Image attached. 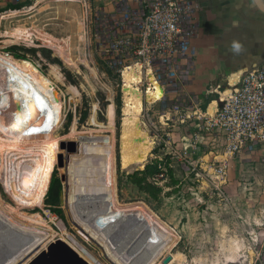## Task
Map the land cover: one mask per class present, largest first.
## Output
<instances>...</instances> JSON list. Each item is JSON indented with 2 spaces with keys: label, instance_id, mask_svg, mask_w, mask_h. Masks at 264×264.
Wrapping results in <instances>:
<instances>
[{
  "label": "rangeland",
  "instance_id": "obj_1",
  "mask_svg": "<svg viewBox=\"0 0 264 264\" xmlns=\"http://www.w3.org/2000/svg\"><path fill=\"white\" fill-rule=\"evenodd\" d=\"M75 1L49 0L46 4L38 1L33 5V7L38 6V11L31 10L33 8L31 7L30 12L23 14L21 21H15V19L7 21L4 28L9 30L14 25H24L28 28L31 27L32 30L35 28L34 32L36 33L45 34L47 32V35L50 33L55 38L58 36V39L69 37V52L74 64L69 65L55 50L42 45V38L27 35L25 43L11 44L5 47L2 42L5 38L1 37L0 39L2 53H10L14 58H16L15 55H19L23 58H16L19 61H31L39 69L40 74L51 81V87L59 91L60 96L62 95L60 114L63 115L61 125L55 130H53L54 125L48 131L27 132L20 140L10 136L7 131L3 133L4 137L0 142V151L2 152L0 203L5 207V210L3 209L2 212L9 214L13 222L18 225L29 223L23 215H40L53 230V235L56 233L52 241L61 239L66 233L76 239L102 264H114L104 254L101 245L81 232L73 223L64 199L66 183L61 180V176L66 174L67 155L76 153V151H68V142H79V136L111 135L115 141L116 192L120 202L127 205L136 202L146 204L179 236L174 248L165 254L158 264H164V259L169 255L172 256V260L168 264H211L213 261L222 264L220 257L214 258L206 251L211 246L215 248V243L191 240L186 236L190 226L200 221L204 223L203 213L208 209H206L207 204L203 199L208 202L209 197L205 191L202 194H196V191H199V187H206V184L198 182L193 175H186L176 158H169L170 160L166 161L169 167L166 178L164 180L155 179L154 169L150 165L155 163L153 156L158 154L157 142L153 143L150 155L142 168L138 166L130 169L122 168L120 146L126 107L123 77L113 72L101 56L99 44L102 38L98 39L95 33L96 8L102 5L101 0ZM80 23L84 25L83 34L79 31ZM54 69L58 73L56 76L52 75ZM140 92L143 94V99L139 117L142 126L154 142L156 141L157 128L152 127L151 122L159 127V116L155 111H150L148 117L145 115L144 110L148 104L145 92ZM93 118L95 122L92 121ZM111 120L113 129L107 127ZM182 125L181 130L169 129L175 145L183 144L184 140L181 138L191 137L195 132L190 123ZM202 152L203 147L200 146L199 153L202 155ZM209 159L210 157L206 156L205 161ZM247 161L246 166L238 165L229 174L226 186L228 194L232 197L231 200L234 197L242 196L236 187L246 186L251 188V191H255L253 188L264 186V163L254 157H249ZM38 172H45V176H47L45 177L47 187L42 197V204L32 208L19 206L15 190L23 193L25 196L23 202L28 201L33 195L35 196L37 182H34L31 177ZM54 177L58 178L59 182L51 187ZM13 182H16L19 188L14 189L16 185ZM246 196L250 195L246 194ZM214 201L215 199H212V202ZM232 202L237 203L236 200ZM244 205L249 204L246 202ZM195 207L197 216L193 217L191 214L194 213L193 208ZM212 212L221 211L214 210ZM251 228V225L238 226V232L243 241L238 244L236 242L228 244L230 249L241 250L240 253L243 256L238 259L240 262L238 264H261L264 242L252 240L249 234L252 231ZM53 235L52 237H54ZM218 244L219 246L227 245L226 242ZM76 250L78 251V248ZM180 253L185 255H180Z\"/></svg>",
  "mask_w": 264,
  "mask_h": 264
},
{
  "label": "bare ground",
  "instance_id": "obj_2",
  "mask_svg": "<svg viewBox=\"0 0 264 264\" xmlns=\"http://www.w3.org/2000/svg\"><path fill=\"white\" fill-rule=\"evenodd\" d=\"M34 30L24 25H14L9 30L3 31L0 35L5 38L2 41L4 47L25 43L26 36L32 35L34 38L35 36L42 38V45L55 50L69 65L75 63L70 57L69 37L58 39V36L55 38L50 33L48 35L47 32L36 33ZM79 31L81 34L84 33L83 23H80ZM77 37L80 36L77 35ZM57 74V70L54 69L52 75ZM239 77L240 75L232 76L230 85L237 83ZM123 78L126 107L120 146L121 165L123 169L134 166L142 168L154 142L145 131L139 117L142 111L143 94L133 85L138 82L139 74L134 69L126 70ZM154 84L155 90L149 91L146 95L148 101H155L162 96V89L158 84ZM55 91L51 87V81L40 74L34 63L29 60L19 61L12 54L0 51V142L6 131L10 136L20 140L27 132L48 131L54 125L53 130L59 127L63 115L60 114L61 97L58 94L56 100ZM226 94H229V91ZM215 109L216 103H213L209 112L212 113ZM92 121L95 122L94 118ZM100 126L103 127L102 124ZM107 127L113 129L112 120ZM114 143V137L111 135L79 136L76 153L68 154L66 157L68 161L64 199L68 213L81 232L101 245L104 254L114 264H158L162 261V257L174 248L179 236L146 204L136 202L127 205L120 202L116 192ZM1 164L2 152L0 151V166ZM45 177H47L45 172H38L31 177L34 182H37V190L35 196L33 195L26 202H23L25 198L23 193L15 190L19 206L32 208L42 204V197L47 187ZM13 184L16 185L14 189L19 188L16 182ZM3 209L5 210V207L0 203V264H28L51 243L56 233L53 235V230L40 215H23L29 223L18 225L13 222L9 214L2 212ZM112 213L127 215L129 218L134 217L132 222L122 229L125 234L132 228V231L127 233L128 236L138 237L131 253L119 251L116 248L118 236H112L110 239L107 237L116 231L120 223L119 220L110 218ZM62 238L75 250L78 248V253L90 264H102L71 235L65 233Z\"/></svg>",
  "mask_w": 264,
  "mask_h": 264
},
{
  "label": "built area",
  "instance_id": "obj_3",
  "mask_svg": "<svg viewBox=\"0 0 264 264\" xmlns=\"http://www.w3.org/2000/svg\"><path fill=\"white\" fill-rule=\"evenodd\" d=\"M101 3L96 8L95 33L102 38L99 48L105 64L122 77L126 70L134 69L140 78L133 85L145 95L155 90L154 83L162 89L161 98H146L144 110L147 117L150 111L159 116V127L151 122L157 128L154 143L158 154L153 158L159 172L155 179L164 180L169 169L166 161L176 158L186 175L206 184L217 199L228 201L229 157L260 151L264 155V63L254 64L233 86L227 81L230 93L220 97L213 113L192 115L198 101L187 85L193 71L198 4L193 0ZM177 122L197 128L191 137L184 136L181 146L175 145L169 130L175 129Z\"/></svg>",
  "mask_w": 264,
  "mask_h": 264
},
{
  "label": "crops",
  "instance_id": "obj_4",
  "mask_svg": "<svg viewBox=\"0 0 264 264\" xmlns=\"http://www.w3.org/2000/svg\"><path fill=\"white\" fill-rule=\"evenodd\" d=\"M38 1L45 4L49 2V0H20L19 2L1 0L0 34L6 31L4 28L7 21H14L13 19L21 21L23 14L30 12V8ZM193 1L199 6L196 13L198 29L192 39L193 71L187 90L198 101L197 106L192 111V115H198L211 113L209 108L213 103H216L217 109L220 97L224 98L227 91L230 93L231 89L227 81L231 83L230 78L232 76L243 74L254 64L264 63V12L258 7L256 0ZM260 1L264 6V0ZM28 2L31 4L26 5ZM18 5L23 6L16 8ZM37 7H33L31 10L38 11ZM220 85L221 88L218 87ZM215 89L216 91H213ZM182 127L183 125L177 122L175 129L181 130ZM191 128L195 132L197 131L193 124ZM178 144L179 146L182 145V143ZM263 156L262 151L254 155L230 156L228 177L238 165L246 166L249 157L262 161ZM207 187V185L206 187H199V191H196V194H202L205 191L209 197L208 202L203 199L204 203L207 204L206 209H208L203 213L204 223L200 221L190 226L186 236L191 240L215 243V248L211 246L210 249L206 250L212 257H220L222 264H238L240 263L238 259L243 256L240 253L241 250L228 247L230 242L238 244L243 241L238 232V226L251 225L252 231H249V234L252 240L264 242V186L253 188L255 191H251V188L246 186L236 187L242 196L234 197L231 200L232 197L228 194L229 200L226 202L217 199L211 189L209 190ZM246 194L250 196L248 197ZM212 199L215 201L212 202ZM233 200H236L237 203L232 202ZM246 202L249 205L245 206L244 203ZM242 206L244 207L242 208ZM193 210L194 213L191 215L197 216L195 214L197 208L195 207ZM214 210L221 212L213 213ZM223 242H226L227 245L219 246L218 243L222 244ZM180 255L184 256L185 254L180 253ZM261 258V264H264V249H262ZM211 264L219 263L213 261Z\"/></svg>",
  "mask_w": 264,
  "mask_h": 264
},
{
  "label": "water",
  "instance_id": "obj_5",
  "mask_svg": "<svg viewBox=\"0 0 264 264\" xmlns=\"http://www.w3.org/2000/svg\"><path fill=\"white\" fill-rule=\"evenodd\" d=\"M258 7L264 12V6L260 0H256ZM59 91H55L56 100L58 99ZM62 98V95L60 96ZM59 97V98H60ZM78 142H68V150L76 151ZM62 181H66L65 175L61 176ZM136 216V215H135ZM112 220H119V226L115 232L111 233L107 237L110 239L112 236H118L119 239L116 244V248L119 251H125L131 253L136 246L138 237L133 235L128 236V232L132 231L129 229L125 234L124 229L134 217L129 218L127 215H117L112 213L110 215ZM141 225V224H140ZM138 228V227H137ZM140 229V228H138ZM135 230V229H134ZM128 236V237H127ZM123 247V248H121ZM172 260V256L169 255L164 259V264H168ZM28 264H90L84 257H82L78 251H76L70 244L62 239H56L52 241L44 250H42L36 257H34Z\"/></svg>",
  "mask_w": 264,
  "mask_h": 264
},
{
  "label": "trees",
  "instance_id": "obj_6",
  "mask_svg": "<svg viewBox=\"0 0 264 264\" xmlns=\"http://www.w3.org/2000/svg\"><path fill=\"white\" fill-rule=\"evenodd\" d=\"M30 4H31V2H28L26 5H30ZM22 6H23V5H18V6H16V8H21ZM15 57H16V58H19V59H23V58H21L19 55H15ZM150 167H152V168L154 169V173H155V174L159 172L156 163H153L152 165H150ZM58 182H59V179L56 178V177H54V178L52 179V185H51V187H53L54 185H56V183H58Z\"/></svg>",
  "mask_w": 264,
  "mask_h": 264
}]
</instances>
